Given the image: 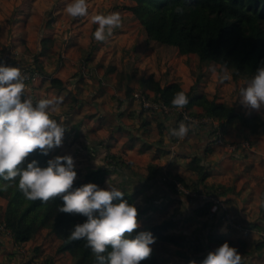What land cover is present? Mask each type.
Here are the masks:
<instances>
[{
	"label": "crops",
	"instance_id": "crops-1",
	"mask_svg": "<svg viewBox=\"0 0 264 264\" xmlns=\"http://www.w3.org/2000/svg\"><path fill=\"white\" fill-rule=\"evenodd\" d=\"M55 3L36 1L35 11L20 36L21 41L12 42L16 33L8 35L7 28L2 26L0 54L7 56L12 63L33 68L34 55L40 52L41 39L48 29L46 22L51 15V20L55 18L54 12L49 16ZM116 8L113 10V5L109 4L94 14L88 10L83 17H72V26L66 30H62L64 27L59 24L54 25L58 34L51 32L53 36H49L53 46L39 61L47 76L37 73L34 80L25 85L23 98L33 100V105L42 99L62 98L56 110L50 111L49 115L57 122H63L67 131L62 145L49 151L51 159L71 155L75 162L76 180L91 170L107 169L102 188L114 187L132 195L140 229L172 220L174 228L167 233L174 236L176 242L153 244V247L156 245L161 249L163 257L167 258L164 255L167 248V254L178 257L174 261L167 258V263L190 264V261H195V264H201L197 259L212 252L211 245L222 246L208 240L210 233L232 239V243L234 238L238 240L241 237L247 244L246 248L254 246L261 241L259 231L264 230V130L253 133L240 123L226 124V143H239L245 139L252 145V149L239 146L234 152H228L214 142L210 126L190 129L183 140L171 136V130L179 126L176 113L143 111L131 99L133 92L141 90V78L153 75L161 86L179 83L185 90L193 88L196 94L203 93L209 99L236 109L239 97L236 96L238 101L235 103L230 95L236 89L234 80L231 76L232 81L226 79L220 85L221 77L216 75L215 67L211 70L212 66L208 70L214 74L206 79L207 67L199 71L196 55H182L174 48L168 56L165 48L153 42L146 50L137 48L136 54L130 56L128 48L139 47V41L144 44L147 40L140 23L130 11L120 13L121 26L114 29L111 37L106 41H96L93 33L98 25L93 22V17L119 13V6ZM58 10L57 14H67L65 10ZM131 16L133 21L130 22ZM62 49L65 52H61ZM131 60L134 62L132 68ZM3 64L0 61V66ZM196 71L197 78L193 76ZM126 74L131 78L127 85L124 80ZM54 78L62 82L61 86L52 85ZM236 83L240 86L242 81L236 80ZM190 111L194 114L200 110L194 107ZM241 111L247 112L244 108ZM252 113L264 117V110ZM83 149L86 150L85 156L89 154L84 167L76 161L78 156H83ZM194 158L199 159L200 166L207 172L200 190L220 198L218 189H223L230 214L242 227L249 229L248 235H244L242 228L229 229L221 218L216 220V215H196L197 201L178 194L162 182V174L168 171L193 187L200 175L193 167ZM150 165L158 169L152 178ZM4 204L0 198V213ZM46 230L41 229L43 236L38 237L44 239L45 236L46 241L38 244L16 243L0 232V264H25L27 256L44 261L51 259L52 264H74L68 253L57 252L61 240ZM49 246L53 247L51 253L45 249ZM190 247L195 252L185 256L183 248L188 250ZM260 252L263 250H257L254 257Z\"/></svg>",
	"mask_w": 264,
	"mask_h": 264
},
{
	"label": "trees",
	"instance_id": "trees-1",
	"mask_svg": "<svg viewBox=\"0 0 264 264\" xmlns=\"http://www.w3.org/2000/svg\"><path fill=\"white\" fill-rule=\"evenodd\" d=\"M133 5L127 6L138 22L143 26L148 41L174 47L182 55H196L201 63L218 64L231 72L233 80L240 78L251 79L257 69L264 66V0H132ZM51 22L48 26H51ZM48 36V37H47ZM43 35L42 48L34 55L33 73L47 76L43 65L39 63L53 46V40L49 35ZM0 61L5 64L12 63L7 56L0 54ZM15 64V63H12ZM19 66V65H18ZM53 86H61L62 82L52 79ZM141 91L148 97L157 98L167 106H172L171 101L175 93L183 91L189 103L187 110L197 107L200 111L196 116H209L218 118L224 125L240 123L248 127L253 133L264 130V117L259 114L245 116L233 106L215 99H209L205 94H196L194 89L185 90L179 83H170L161 86L153 75L140 79ZM38 161V166L47 167L51 156L42 155L39 150L29 155L26 160ZM194 168L200 173L199 181L188 188L200 189V184L206 179L207 172L200 166L199 159L192 160ZM150 178L154 177L158 169L154 165L149 166ZM108 171L99 168L89 171L82 178L75 180L70 191L93 183L102 188ZM163 175V174H162ZM177 177V176H176ZM11 184L12 186L5 187ZM220 198L224 199L223 189ZM122 191V190H119ZM124 193V199L135 206L132 195ZM0 198L5 204L0 213V223H4L12 232L16 243H25L35 237L41 229L61 240L57 252L68 253L74 260V264H97L91 249L86 247L84 240H71V230L76 224L86 222V217L77 214L59 213L58 206L63 205L60 198H52L48 202L40 200H28L18 188V178L13 182H6L0 178ZM116 200L113 203H119ZM194 213L203 216L209 212L212 204L210 200L197 201ZM222 211L217 214V221L221 218ZM138 220V217H137ZM174 228L172 220L142 230L138 228L130 238H135L139 232H151L155 240L160 242H176L175 237L167 232ZM208 240L214 244L223 245L225 242L233 247L232 239L225 236L210 233ZM239 246L243 249L247 246L244 240L238 239ZM257 250L264 251V241L256 244ZM110 250V249H109ZM51 259L46 262L52 263ZM141 264H160L157 257L151 255Z\"/></svg>",
	"mask_w": 264,
	"mask_h": 264
},
{
	"label": "clouds",
	"instance_id": "clouds-1",
	"mask_svg": "<svg viewBox=\"0 0 264 264\" xmlns=\"http://www.w3.org/2000/svg\"><path fill=\"white\" fill-rule=\"evenodd\" d=\"M65 11L73 18L83 17L88 14L87 0H71ZM93 22L98 25L94 39L106 41L121 26L122 19L119 13L100 14L93 17ZM24 88L18 67L0 66V178L13 183L18 178V188L28 200L48 202L58 197L63 201L58 206L59 213L86 217V222L74 226L69 238L86 241L97 264H141L150 257V245L155 243V238L151 232H139L134 239L130 238L140 227L138 212L124 199L122 191L114 187L104 190L93 183L70 191L77 178L71 155L57 156L44 168L36 160L26 163L37 150L46 156L60 147L67 129L63 122L49 115L62 98L42 99L33 105L31 99L23 98ZM238 97L245 108L256 111L264 108V66L240 89ZM188 103L183 91L175 93L171 101L175 108H184ZM189 130L181 122L170 134L183 140ZM8 186L12 185H5ZM116 200L120 202L113 203ZM202 264H241V255L225 242L210 252Z\"/></svg>",
	"mask_w": 264,
	"mask_h": 264
},
{
	"label": "rangeland",
	"instance_id": "rangeland-1",
	"mask_svg": "<svg viewBox=\"0 0 264 264\" xmlns=\"http://www.w3.org/2000/svg\"><path fill=\"white\" fill-rule=\"evenodd\" d=\"M36 1L37 0H0V28L2 26L4 28H7L6 30L8 32V35L9 34L16 33L15 34V38L16 39L12 38V42H15L17 40L18 41H21L20 40V36L24 32V29H25V26H26L27 21L29 20V18L31 17V15L33 14V12L35 11ZM55 1L56 0H45V2L48 3V4L55 3ZM70 2H71V0H58V3H55L54 4L53 8L50 10L49 16L54 12V17L55 18H54V20H51V19H53V18H50L52 16L51 15L49 17L48 21L46 22V24H47L46 27L48 28L47 31L45 32L46 36L47 35L51 36L52 35L51 32H54V33L58 34L55 31L54 25L59 24L60 27L63 26L64 28H62V30L69 29L68 27H71L72 26V21H71V18L72 17L71 16H69L68 14H63L64 16H62V14H57V12L59 11L58 8L59 9H62V10H65L66 4H68ZM117 2H119V4H117ZM87 3H88V10H89V12L91 14H94L96 11H98L99 9L100 10L103 9L105 6H108L109 4L113 5V10H117L116 7L119 6L118 11H119V14H120L122 12L127 13V11H129V10L127 9V5L126 4H133V1L132 0H87ZM63 6H65V7L62 8ZM130 13H131V11H130ZM50 21H52L51 22V26H48V24L50 23ZM131 21H133V16H131V18H130V22ZM141 27H142V29L144 31V28H143L142 25H141ZM150 42L155 43L156 45H158L161 48H165L166 54L168 56L171 55V53L174 50V47L167 46V45H164V44H159V43H156L154 41H149L148 42L145 39L144 44L142 43V41H139V45H138L139 47H136L135 48L133 46V47L128 48V54H130V56L132 54H134V53L136 54L137 48H140L142 51L146 50L148 48ZM150 44H152V43H150ZM159 47H158V49H159ZM61 52H65V50L62 49ZM198 62H199V66H198L199 71H201L202 67H204V66L207 67V71H206L207 76H206V79H210L209 78L210 75L211 74H214L212 72H209V70H208L209 67L212 66V69L211 70L213 71V69L215 67L216 70H217L216 71V75H218V76L221 77L219 79L220 85L226 79H230L232 81V79H231V72L228 71L226 68L220 67L218 64H213V63H208V62L201 63L200 61H198ZM133 63H134L133 60H131V68L133 66ZM49 68H51V66H49ZM193 76L197 78L198 72L197 71L194 72ZM223 77H227V78L226 79H222ZM202 78L203 77H201V79ZM130 79H131L130 78V75L129 74H126V76L124 78V80L126 82V85L130 81ZM239 80L242 81V84L239 86V84L236 83V81L234 80L233 81V84L236 87V89H235L234 92H231V94H230L231 95V101L232 102H235V103L238 101V99L236 98V96H239L240 89L243 88V87H246L247 82L250 79L240 78ZM30 82H32V81H30ZM74 101H75V99H73V102ZM32 102H33V100H32ZM243 108L247 111L246 113L244 111H241V109H243ZM236 109H238L245 116H250L251 114H253L252 113L253 111H256V110H252L250 108H245L244 106H242L241 103H240V99H239V101L237 103ZM263 110H264V108H262L259 112H263ZM254 114H258V113H254ZM85 147H86V145L84 146V148ZM52 150H50V151H52ZM85 152H86V150L83 149V151H82L83 156H81V157L78 156L76 158V161L79 162V164L82 165V167L86 166V157L89 156L88 153H86V156H85L84 155ZM42 230H45V229H42ZM40 231H38V233L35 235V237L32 240H30L29 242H27L26 244H30L31 242L32 243H35V244H38L39 241L40 242H45L46 241L45 240V236H44V239L43 238L42 239H39L38 238L39 236H43V235L40 234ZM231 233H233V232H231ZM228 234H230V233H228ZM46 235H48V233ZM49 235H52V234L49 233ZM237 236H239V235H237ZM240 239H242V238L240 237ZM155 242H158V243L163 244V242H160V241H157V240H155ZM233 242H234L233 243V247L236 248L238 250V253L241 255V264H264V251H263V253L260 252L258 254V256L254 257L255 256L254 253H256V251H257V249L255 247L256 244L254 246H250V247H247V248L245 247L243 249L242 247L239 246V243L237 242V240L235 238L233 239ZM251 242H254V241H251ZM211 246H212V250H211L212 252H214L218 247H220V246H217V245H211ZM150 247L152 248V253L157 257V260H158V262L160 264H170V263H167L168 262V259L167 258H170L173 261L176 260V259H178V257H175L172 254L171 255L170 254H167L168 253L167 252V249L168 248L165 249V251H164L165 252L164 255L167 257V258H165V257L162 256V253L160 252L161 249H157L158 246L154 245V247L156 248V250L153 247V244L150 245ZM52 248H53L52 246H49L48 248H45V249L48 250L51 253V252H53V249ZM183 249H184L185 254H186L185 256H187L188 254L190 255L193 252H195V250L192 249L191 247L188 250L186 248H183ZM157 251L159 253H157ZM208 254L209 253L203 254V256H201V258L199 260L197 259V261L202 264V261L207 257ZM160 255L164 258V260L161 258ZM176 264H179V263H176Z\"/></svg>",
	"mask_w": 264,
	"mask_h": 264
},
{
	"label": "built area",
	"instance_id": "built-area-1",
	"mask_svg": "<svg viewBox=\"0 0 264 264\" xmlns=\"http://www.w3.org/2000/svg\"><path fill=\"white\" fill-rule=\"evenodd\" d=\"M3 66L9 67H18L21 70L23 77V82L27 85L36 77V73H33L31 68L27 66H15L11 64H6ZM131 99L135 101L143 111L147 112H162L165 114L176 113L178 115L179 124L183 122L186 126H189L192 130L201 129L204 126H210L214 134V142L221 147H224L228 152H234L238 149L239 146H242L246 149H252L251 142L249 140H242L239 143H226L225 142V128L226 125L218 118L209 117V116H196L190 110L184 108H175L167 106L161 100L155 99L153 97H148L141 90H137L132 93ZM162 182L170 187L173 191L177 192L180 195L188 197L190 200H210L212 204L209 208V214L211 216H217L219 211H222L221 219L225 222L229 229H239L242 228L244 235L249 234V229L242 227L243 225L239 222H236L232 215L230 214L228 204L224 199H221L215 195L209 194L200 190L198 188H188L178 177L170 174L168 171H164ZM0 232L2 235L15 242L12 232L6 227L4 223H0ZM261 241H264V230L259 231ZM22 252L25 250L22 248ZM25 264H52L44 260L38 259L36 257L27 256Z\"/></svg>",
	"mask_w": 264,
	"mask_h": 264
}]
</instances>
